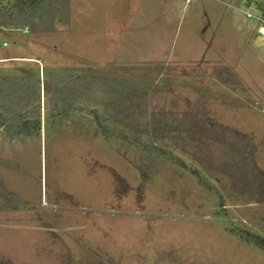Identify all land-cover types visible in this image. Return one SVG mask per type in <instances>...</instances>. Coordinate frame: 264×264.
Segmentation results:
<instances>
[{"label":"rangeland","instance_id":"1","mask_svg":"<svg viewBox=\"0 0 264 264\" xmlns=\"http://www.w3.org/2000/svg\"><path fill=\"white\" fill-rule=\"evenodd\" d=\"M158 3L141 0L135 23L150 26L120 43L103 39L96 27L106 21L101 14L109 12L107 0H75L67 32L59 25L53 34L6 33L11 47L2 49L1 57L31 58L40 68H99L153 82L188 96L201 110L210 108L222 125L264 135V41L244 17L242 0ZM80 9L85 14L79 15ZM158 9L162 15L153 24ZM165 27L170 31L160 33ZM172 41L174 56L168 59L165 48ZM105 43L114 52L104 58ZM130 53L167 61L125 64ZM119 56L123 63L101 68L102 58ZM21 65L12 62L6 69ZM154 67H162V74L142 70ZM6 69L0 73H14ZM45 139L38 148L36 140H10L0 129V264H264V206L228 203L230 213L217 215V199L187 172L166 169L143 182L101 138L69 129L66 136ZM260 175L264 180V171ZM237 226L260 236L263 245L229 231Z\"/></svg>","mask_w":264,"mask_h":264},{"label":"trees","instance_id":"2","mask_svg":"<svg viewBox=\"0 0 264 264\" xmlns=\"http://www.w3.org/2000/svg\"><path fill=\"white\" fill-rule=\"evenodd\" d=\"M70 15V0L0 3V22L7 33L23 29L29 30V36L57 33L59 25H69ZM1 58L10 61L0 69L22 63L7 67L12 74L0 73V129L10 140H36L41 148L43 135L45 140L61 138L74 129L85 138L104 140L139 172L143 182L166 169L187 172L217 199L221 206L217 215L230 213L228 203L263 208V134L260 139L222 125L210 108L201 110L188 96L178 97L174 90L153 82L124 79L95 68H40L27 57ZM142 70L163 72L162 67ZM224 82L230 84L228 79ZM229 231L242 241L263 245L260 236L249 230L237 226Z\"/></svg>","mask_w":264,"mask_h":264},{"label":"crops","instance_id":"3","mask_svg":"<svg viewBox=\"0 0 264 264\" xmlns=\"http://www.w3.org/2000/svg\"><path fill=\"white\" fill-rule=\"evenodd\" d=\"M70 1H71L70 23H69V25H63V28H62L63 29V33L67 32V28L70 25L73 24L74 15L72 13V9H73V4H74L75 0H70ZM78 1H81V3H82L83 0H78ZM158 1L159 0H157V5H156L157 7L160 6ZM107 2H109V4H110V9L108 10L109 12L105 13L106 15L105 14H101L102 18H106V21L102 20L99 23L97 22V25H96V27L100 26V30L103 31V33H104V35H103L104 38L103 39H109L110 41H113V38H114L115 40H117V39H118V41L120 40V43H121V41L125 40L126 37L128 39L133 34H136L134 36H137L139 34L142 35L144 33V30L145 31H146V29L148 30L150 25L147 24V22L146 23H144L145 21L138 22L140 20H136L137 22L135 23L136 16L140 15L138 13L140 11V6H141L140 2H141V0H107ZM97 7H99V6H97ZM80 12H82V13H80L79 15L85 14V12L82 9H80ZM159 12L160 13L157 16H153V18H152V23L153 24H158L157 23L158 21H157L156 17L158 18V17H160L162 15V11L159 10ZM169 13H171V15L175 14L176 13V9L173 8ZM149 19H151V18L149 17ZM148 23H150V22H148ZM108 25L110 27L109 29L108 28L103 29L104 27H108ZM94 26H95V21H94ZM165 30H166V32L160 31V33L165 34L168 31H170L167 27H165ZM84 32H86V30H84ZM156 32H158V34H159V31H156ZM175 37H176V33H175ZM105 44H107V43H105ZM107 45H108L107 47L104 46L103 49H102L103 50L102 56L104 58H105V56L107 55V53L110 50H113V51H111L112 53L114 52V48L111 46V44L109 43ZM128 45L131 46L130 43ZM126 47L127 48H132V47H128V46H126ZM173 48H174V41L171 42L169 47L165 48V50H169L168 51V55H167L168 59H170L171 56H174L173 55V53H174L173 52ZM140 49L143 52V50H145V47H141V48L139 47V50ZM66 52H68V51L66 50ZM140 54H139V56H136L135 54L132 55L130 53V57L127 54L126 56H128L127 57L128 58V62H124V63L128 64L131 61L133 62V61H138V60L142 61L143 63H145V62H155V63L156 62L157 63L163 62L164 63V62L167 61V59H163L162 57L161 58L160 57L159 58H153V59H150V60L144 59V58H141L142 55H140ZM131 56L132 57L134 56V58H137V59H132ZM104 58H102V60L99 61L100 64H101V68L102 67H106V66L108 67V66H113V65H117V64L123 63V61L120 62L118 60V59H120V56L117 58V60L110 59V58L108 59L107 57L106 58L108 60H105ZM97 66H99V65H97ZM78 68H80V67H78ZM85 68H88V67H85ZM89 68H92V67H89ZM95 69H97V68H95ZM99 70H101V69H99ZM102 71H104V70H102Z\"/></svg>","mask_w":264,"mask_h":264},{"label":"built area","instance_id":"4","mask_svg":"<svg viewBox=\"0 0 264 264\" xmlns=\"http://www.w3.org/2000/svg\"><path fill=\"white\" fill-rule=\"evenodd\" d=\"M2 0H0L1 3ZM242 13L244 17L251 22L255 23L256 33L264 41V0H242ZM7 30L0 22V51L9 47V41L4 39ZM24 34H28V29L17 30ZM10 61V59H2L0 57V65Z\"/></svg>","mask_w":264,"mask_h":264}]
</instances>
